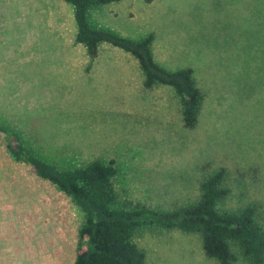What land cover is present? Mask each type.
<instances>
[{"label": "rangeland", "instance_id": "1", "mask_svg": "<svg viewBox=\"0 0 264 264\" xmlns=\"http://www.w3.org/2000/svg\"><path fill=\"white\" fill-rule=\"evenodd\" d=\"M89 21L153 33L159 64L191 67L204 94L196 126H183L169 87H143L129 54L102 43L88 58L64 0H0V127L59 168L112 160L118 197L162 210L195 201L223 167V208L253 204L264 225V0H119ZM5 145L0 130V264H72L82 212ZM134 241L147 264H216L196 233L153 227Z\"/></svg>", "mask_w": 264, "mask_h": 264}, {"label": "trees", "instance_id": "2", "mask_svg": "<svg viewBox=\"0 0 264 264\" xmlns=\"http://www.w3.org/2000/svg\"><path fill=\"white\" fill-rule=\"evenodd\" d=\"M64 1L73 9L74 42L84 47L88 58L98 56L102 43L129 54L142 72L143 87H169L180 106L183 126H196L204 94L191 67L169 70L159 64L152 51L153 33L130 38L91 25V9L119 0ZM0 130L5 132L8 157L26 164L33 175L69 197L82 212L72 264H147L145 252L134 237L141 229L153 227L198 234L204 255L216 264H237L239 259L246 264H264V225L255 216V206L223 208L230 193L223 167L200 180L195 201L162 210L120 199L114 187L117 170L112 160L95 158L79 166L59 168L35 154L20 134L3 127Z\"/></svg>", "mask_w": 264, "mask_h": 264}, {"label": "crops", "instance_id": "3", "mask_svg": "<svg viewBox=\"0 0 264 264\" xmlns=\"http://www.w3.org/2000/svg\"><path fill=\"white\" fill-rule=\"evenodd\" d=\"M103 7V6H102Z\"/></svg>", "mask_w": 264, "mask_h": 264}]
</instances>
